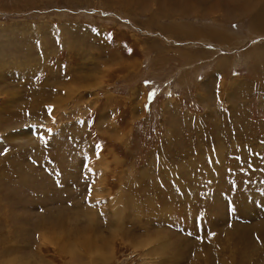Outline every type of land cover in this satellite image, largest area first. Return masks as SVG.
Listing matches in <instances>:
<instances>
[{
    "label": "rangeland",
    "instance_id": "1",
    "mask_svg": "<svg viewBox=\"0 0 264 264\" xmlns=\"http://www.w3.org/2000/svg\"><path fill=\"white\" fill-rule=\"evenodd\" d=\"M222 1L0 0V264H264V0Z\"/></svg>",
    "mask_w": 264,
    "mask_h": 264
},
{
    "label": "crops",
    "instance_id": "2",
    "mask_svg": "<svg viewBox=\"0 0 264 264\" xmlns=\"http://www.w3.org/2000/svg\"><path fill=\"white\" fill-rule=\"evenodd\" d=\"M189 1V0H188ZM218 1H220V0H218ZM229 1H232V0H225V1H222V2H224L225 4H227ZM239 2V5H237L238 7H239V9L244 13V14H247V18H248V20L252 23L253 21H254V18H253V11H252V7L254 8V6L255 5H257L258 7H259V0L257 1V0H255V1H257V2H254V0H236L235 2ZM254 5V6H253ZM249 6H251V9H249ZM264 6V5H263ZM189 13H190V11H188ZM250 22H248V23H250ZM247 23V24H248ZM187 28H189V26L187 27ZM246 28H247V26H246ZM190 29V28H189ZM196 31H194V33H195ZM262 32L264 33V29L262 28ZM196 33H199L200 34V32L199 31H197ZM200 37V36H199Z\"/></svg>",
    "mask_w": 264,
    "mask_h": 264
},
{
    "label": "snow or ice",
    "instance_id": "3",
    "mask_svg": "<svg viewBox=\"0 0 264 264\" xmlns=\"http://www.w3.org/2000/svg\"><path fill=\"white\" fill-rule=\"evenodd\" d=\"M129 53H131V50H129ZM145 83L147 84L149 82L146 81ZM151 99H152V94H149V100L151 101ZM147 109H148V105L146 104L145 105V110H147ZM48 111H49V113H51L52 109L49 108ZM39 138L43 140V136H40ZM96 148L100 149L101 145L97 144ZM5 153H6V150H5V152H0V155H4ZM96 155H97V159H99L100 153L97 152ZM85 167H87V165H85ZM88 171L91 173V171H92L91 168H88ZM90 197H91V185L88 186V196H86L85 199L88 200V199H90ZM214 235H215V233H209L208 234V238L211 239ZM39 238H40L39 235H37L36 239L39 240ZM197 238L200 239L199 237H197Z\"/></svg>",
    "mask_w": 264,
    "mask_h": 264
},
{
    "label": "bare ground",
    "instance_id": "4",
    "mask_svg": "<svg viewBox=\"0 0 264 264\" xmlns=\"http://www.w3.org/2000/svg\"><path fill=\"white\" fill-rule=\"evenodd\" d=\"M155 247H156V245H155ZM151 252V251H150Z\"/></svg>",
    "mask_w": 264,
    "mask_h": 264
}]
</instances>
